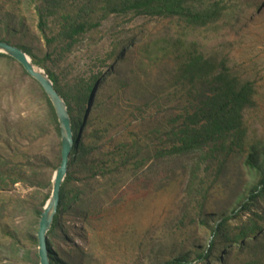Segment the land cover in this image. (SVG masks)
Returning <instances> with one entry per match:
<instances>
[{"label":"rangeland","instance_id":"rangeland-1","mask_svg":"<svg viewBox=\"0 0 264 264\" xmlns=\"http://www.w3.org/2000/svg\"><path fill=\"white\" fill-rule=\"evenodd\" d=\"M218 1L225 5L219 20L193 27L176 17L112 11L119 0H0V42L48 57L46 66L62 84L102 75L82 133L93 150L89 161L97 165L122 145L140 144L137 160L114 166L110 174L76 170L70 189L80 204L66 205L57 230L47 236L62 264H166L180 256L194 262L212 241L209 226L235 210L256 185L258 178L244 161L254 146L264 152V0H197L203 6ZM38 8L51 11L44 34L38 28ZM81 23L85 30L73 42L65 40L64 29ZM194 52L218 67L224 64L239 84L254 89L252 106L243 112V151L232 153L218 176L216 163L200 168V180L210 189L200 215L198 197L188 192L197 157L155 159L153 150L158 130L187 107L190 86L175 73L184 54ZM58 142L37 87L15 62L0 58V153L24 163L53 160ZM145 152L147 163L138 168ZM35 190L16 184L0 197V206H6L3 223L15 236L3 238L0 224V264L36 261L37 248L29 238L38 226L28 210ZM20 201L26 209H19ZM255 212L264 227V199ZM249 219L245 214L231 224L241 226ZM258 241H264V230L251 243ZM12 244L18 250L9 253ZM237 250L221 247L211 262L194 264H222V258L226 264H241L247 257H236Z\"/></svg>","mask_w":264,"mask_h":264},{"label":"trees","instance_id":"trees-1","mask_svg":"<svg viewBox=\"0 0 264 264\" xmlns=\"http://www.w3.org/2000/svg\"><path fill=\"white\" fill-rule=\"evenodd\" d=\"M195 3L198 6H195ZM224 9L225 5L219 1L203 6V2H197V0H119L117 4H114L112 11L130 12L136 16L176 17L190 26L206 27L219 20ZM50 15L51 11L37 9L38 28L42 34L47 29V19ZM85 27L83 23L67 26L64 29L65 40L73 42L75 37L85 30ZM20 49L31 58L33 65L45 71L55 90L66 103L74 140L77 141L69 157L67 175L61 186L58 210L47 234V236H51L58 228L64 207L70 202L80 204V200L77 198L78 194L70 189L76 180V170L78 168L88 170L97 168L96 170L106 172L105 175L110 174L115 170L112 169L114 166L122 167L133 164L140 154V151L135 150L140 144L136 142L131 146L122 145L114 152L103 156L104 158L97 165L94 160L89 161V158H93L94 154L92 147L85 144V137L82 133L89 125L86 114L90 113L94 107L96 92L99 90L98 84L103 81L102 75L97 78L76 80L69 85L62 84L59 77L46 66L48 57L39 58L28 49ZM0 58L15 62L22 74L37 87L40 99L45 106L46 120L55 130L59 140L53 160L40 157L34 162L28 160L24 163L17 159V156L8 158L0 153V197L16 184H28L31 188L36 189V192L34 191L32 194L35 195V200L29 205L28 210L32 211L35 216V225L38 226L43 207L51 195L52 176L61 161L60 127L55 110L41 85L31 78L13 58L3 54H0ZM175 75L179 82H185L190 86V90L186 94L188 97L187 107L170 126L158 130V135L155 136L157 145L153 149L154 158H175L191 154L197 157L190 173L188 192L190 195L193 193V197H198L196 199L197 211L200 215L205 208L210 192V189L205 187V182L200 180L202 175L200 168L202 165L210 167L211 164L216 163L218 176L232 153L243 151L246 140L243 112L252 106L254 89L249 83L239 84L234 77L230 76L229 70L224 64L218 67L196 52L184 54L179 60ZM154 134L156 135V130ZM147 153L145 152V154ZM147 157L148 154L135 166L144 167L148 160ZM244 163L245 167L253 171L258 178L246 199L213 227L209 226L212 241L206 250L198 251L194 262L189 261L187 257L180 256L166 264L209 263L216 257L221 247L225 249L234 246L238 247L236 257L239 255L247 257L241 264H264V241H258L256 244L251 243V240L264 230L261 223L263 220L255 212L259 202L264 199V152L259 153L256 146L250 148L246 151ZM205 169V171L208 170L207 167ZM43 190H46L45 194L41 193ZM20 202L19 209H26L24 206L26 202ZM5 210L6 206L1 204L2 237L15 240L11 226L8 223H3L4 217L2 216ZM28 210L25 214H28ZM245 214L250 215L248 222L233 227L231 223L241 219ZM204 225L207 227L208 223L204 222ZM36 233L30 236L29 241L35 248H38ZM17 245L12 244L13 248L9 253L18 250L15 248ZM47 247L50 264H62L58 255L52 252L49 244ZM29 256L30 251H27L22 259L25 261V259H29ZM35 258L36 261L33 264H39L37 250ZM219 261L226 264L223 258Z\"/></svg>","mask_w":264,"mask_h":264},{"label":"water","instance_id":"water-1","mask_svg":"<svg viewBox=\"0 0 264 264\" xmlns=\"http://www.w3.org/2000/svg\"><path fill=\"white\" fill-rule=\"evenodd\" d=\"M0 54L13 58L23 67L31 78L36 80L41 85L55 110L60 127L62 146L61 161L59 167L55 170L52 176L51 195L43 207L39 219L38 231L36 233L39 264H50L47 247V234L53 224L54 217L58 210L61 186L67 175L69 157L77 141L74 140L71 118L68 113L66 103L55 90L53 83L48 78L45 71L33 65L31 58L20 48L12 46L6 42H0Z\"/></svg>","mask_w":264,"mask_h":264}]
</instances>
